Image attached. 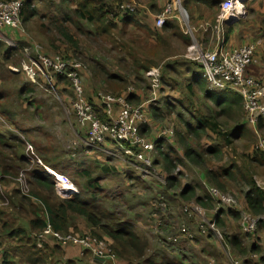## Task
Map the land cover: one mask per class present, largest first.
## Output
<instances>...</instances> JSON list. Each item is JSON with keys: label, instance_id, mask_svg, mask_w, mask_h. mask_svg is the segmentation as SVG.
Here are the masks:
<instances>
[{"label": "rangeland", "instance_id": "obj_1", "mask_svg": "<svg viewBox=\"0 0 264 264\" xmlns=\"http://www.w3.org/2000/svg\"><path fill=\"white\" fill-rule=\"evenodd\" d=\"M32 2L37 15L23 23L22 28H0L4 35L0 40L3 42L0 46V132L7 142L0 144V164L5 159L12 167L16 163H24L16 170L17 175L10 172L3 176L0 169V246H3L8 259H18L15 252L21 237L12 235L13 231L21 226L28 229L29 220L44 215L43 207L36 198L29 200L24 195H28L31 189L29 173L35 166L46 172L42 158L47 157L53 164L64 167L66 175L80 184L76 186L84 197H94L97 205L105 210V216L113 214L116 222H129L148 245L143 260H149L142 264L165 261L174 264H231L232 257L248 260L249 264H262L259 251L241 255L229 244L227 236H240L248 248L264 243V214L254 233L248 234L239 226L240 211L248 210L245 194L250 176L259 181L264 176V128L257 134L244 114L246 132L234 135L223 132L231 143L225 137L214 135L204 136L201 140L189 136L191 144L202 154V165L193 164L185 157L183 144L177 139L182 123L192 116L188 109L207 103L203 98V89L189 91L187 82L190 72L179 66H184L185 60L200 65V55L213 49L216 35L210 31L199 32L192 47V40L181 29L175 34L186 38L185 45L176 40L167 44L165 39L159 40V34L152 37L144 28L119 26L120 22L117 28L102 33L95 24L76 17L73 4L61 0ZM185 9L190 14V10ZM163 34L166 36V33ZM34 46H41L45 53L59 51L83 61V84L86 97L90 100L96 102L100 92L135 93L132 103H145L151 113L150 124L143 134L152 141L161 142L165 152L172 148L173 157L182 160L173 172L177 181L171 184L159 147L155 146L150 152L153 163L146 167L125 152L126 145L111 142L87 145L86 133L78 125L73 110L74 93L70 84L64 80L51 86L39 73L35 82L24 70V64L36 59ZM196 64L189 69L196 68ZM157 77L159 86L153 87ZM189 97L193 99L192 103L180 101ZM152 111L158 113L157 117ZM98 114L101 116V113ZM223 140L226 146L221 148V154L205 153L208 146ZM29 145L33 146V154L27 149ZM84 169L86 174L82 172ZM2 177L5 178L2 180ZM183 186L192 188L188 192L190 197L191 190L194 192L191 199L180 195ZM212 186L234 196L236 206H223L214 198L210 208L198 203L197 196L208 200L206 196L210 197L209 188ZM161 195L169 202L168 210L156 206V200ZM56 196L65 198L57 190ZM191 203L200 205L203 211L198 210L199 213L192 215L184 213L183 207ZM220 211L225 221L223 226L217 224L221 236L201 232L200 224L215 221ZM80 218L84 217H75L76 220ZM182 224L186 230H182ZM77 232L86 233L83 229ZM60 248L61 253H56L55 259L63 264L67 261L63 262L65 247ZM87 254L93 257L89 252L84 255ZM157 259L160 261L155 262ZM133 260L134 263L138 261Z\"/></svg>", "mask_w": 264, "mask_h": 264}, {"label": "built area", "instance_id": "obj_2", "mask_svg": "<svg viewBox=\"0 0 264 264\" xmlns=\"http://www.w3.org/2000/svg\"><path fill=\"white\" fill-rule=\"evenodd\" d=\"M243 1L222 0L219 5L220 15L215 22L202 21L193 24L190 14L183 7L181 0H171L156 15V26L162 28L169 20L178 22L183 33L192 40V47L196 44L194 42H196V35L199 32L210 31L216 35L217 44L215 47L200 55L202 75L212 88L216 90L229 89L240 94L243 99L246 121L255 127L260 119L264 120V82L247 73V68L258 61L255 47L252 44H242L232 49L225 46L226 26L229 25L227 22L234 17L238 19L244 13ZM24 3L25 0L0 1V28L11 26L20 29L23 27L22 8ZM138 7L135 0H123L120 4L121 9L130 12L137 11ZM3 37L4 35L0 32V40ZM32 49L36 53V59L23 65L28 77L36 82L39 73L51 83V86H55L52 83L56 82L58 76H63L68 80L74 93L72 106L75 117L78 125L86 133L85 142L87 145H101L107 141L126 145L128 147L125 149L126 153L133 155L144 166H152L150 152L154 150L156 144L142 132V128L148 126L151 121V115L145 103L134 105L127 98L129 94L109 92H100L96 102H92L85 94L83 84L85 64L83 61L59 51L51 54L45 53L41 46H34ZM25 51L28 52L29 48L26 47ZM159 82L158 77L154 79L153 87H158ZM97 106L102 108L104 119L97 113ZM27 149L33 154L32 145H29ZM39 162L42 163L41 160ZM43 165L47 174L54 181L56 190L62 196L70 198L79 194L78 188L68 175ZM20 180L23 182L22 178ZM209 195L223 206L233 208L237 204L234 196L215 186L209 188ZM156 206L168 210L169 203L165 196H159ZM198 210L203 211L202 207L195 203L186 204L182 209L187 215H192ZM240 213L239 226L241 229L248 234L256 232L263 217L255 215L249 210H241ZM181 228L186 230L184 224ZM200 230L206 234L220 235L214 220L201 223ZM34 237L41 247L47 242L60 247L78 246L81 248V252H89L95 258L112 261L117 259L113 243L107 237L93 235L90 232L56 230L49 221L43 230L34 234ZM167 239L175 240L176 238L167 237ZM4 261V248L0 246V264H4ZM230 262L231 264H245L244 260L236 257L230 258Z\"/></svg>", "mask_w": 264, "mask_h": 264}, {"label": "trees", "instance_id": "obj_3", "mask_svg": "<svg viewBox=\"0 0 264 264\" xmlns=\"http://www.w3.org/2000/svg\"><path fill=\"white\" fill-rule=\"evenodd\" d=\"M64 3L73 4L75 8L73 10L76 17L81 20H85L89 23H93L97 26V29H100L102 33H108L112 29L118 27V23L123 26L133 25L135 28H144L153 36L159 34V40H163L164 37L157 31H154L149 26L141 24L140 22L135 21L134 16L137 13L130 12L129 10L121 9L120 4L123 0H61ZM222 2V1H221ZM220 2V3H221ZM219 3V5H220ZM32 0H25L24 6L22 8V19L23 23L30 21L37 11L32 7ZM178 23V22H177ZM176 21L169 20L162 26V31L168 32L175 30L174 33H177L181 29L180 25ZM228 26V25H227ZM226 26V37L228 38V30L230 27ZM182 31V29H181ZM183 33V31H182ZM70 37L68 34H66ZM183 36V35H181ZM226 38V41H227ZM2 41V40H1ZM0 41V46L3 42ZM167 43V42H166ZM65 54V53H64ZM69 55V54H67ZM168 67V64H167ZM201 69V64L199 66ZM175 71V70H173ZM202 75V70H201ZM203 80L204 77L202 75ZM68 80L63 76H58L55 82ZM201 80L199 72L191 71L189 81L187 82V88L189 91H194V88L200 90L203 89V98L207 103L202 104L196 107H190L188 109L189 114L192 113L190 119H194V124L191 121H185L184 126L185 130L181 133H177V139L180 143L183 144L184 155L185 157L193 164L202 165L203 157L200 152H198L195 147L189 141V136L193 135L197 140H201L204 136L212 137H222L224 139L226 132L228 135H234L238 132H246V126L244 121V109H243V99L240 94L229 89L216 90L212 88L208 82ZM69 83V82H68ZM70 84V83H69ZM70 86V85H69ZM209 86L211 89L207 88ZM115 94V93H112ZM122 94V93H119ZM135 93L128 95V100L132 103ZM94 102V100H91ZM180 101H188L189 103L193 102L192 98L184 100L181 98ZM133 104V103H132ZM138 105V104H134ZM167 108L173 110L171 107ZM97 113H101V118H105L102 108L97 106ZM100 110V112H99ZM149 111V110H148ZM150 113V111H149ZM152 114L157 117L158 113L152 111ZM151 115V113H150ZM263 119L257 124L258 129H262ZM264 121V120H263ZM231 123V124H230ZM148 126L142 128V132H146ZM227 138V142L231 143L230 138ZM6 142V137L0 132V144ZM7 143V142H6ZM21 147L23 143L20 144ZM226 146L224 140L222 143L211 145L207 147L205 153L213 154L215 156L221 154V148ZM156 147L161 149L160 153L163 155L164 167L168 171L169 179L171 184H174L177 181L173 172L177 169L178 164L182 162L181 158L173 157V149L168 151L162 150L161 142L156 143ZM264 154V153H263ZM23 161L25 159L21 157ZM6 160V159H5ZM5 160L0 164V169L3 173V176H7L10 172L17 173V169L21 167L24 163H16L14 167L8 164ZM254 160L262 161L259 158H254ZM43 163L50 166L51 168L59 171L60 173L66 174L65 168L60 167L58 164L54 163L47 157L42 158ZM264 163V161H262ZM26 164V163H25ZM86 174L87 170L82 171ZM214 179L216 178L212 172H208ZM5 177H2V180ZM74 183V182H73ZM93 183V182H92ZM97 183V182H96ZM29 184L31 189L28 195H24L27 199L36 198L39 205L43 207V216L41 218L35 216V218L28 221V229L24 227H19L13 231L12 235L21 237L19 240L18 248H16L15 255L18 258L15 261H10L4 250V264H60L56 259V253H61L60 246L47 242L42 247L36 241L34 234L43 230L47 224V221L51 223L54 229L60 231H79L76 227V216L84 217L88 224L90 225L88 230L84 232H90L93 235L100 237H107L112 243L118 258H123L126 264H142L141 262H147L149 259L143 260L147 250V244L143 238L138 235L127 221H119L113 218V214L105 216V210L101 209L97 203L94 201V197L83 196V193L75 195L70 198H59L56 196V187L54 181L47 174V172L42 171L39 166H35L34 169L29 173ZM75 185L80 186L78 182L74 183ZM76 186V187H78ZM192 189L190 186L181 187L180 195L185 197L187 200L193 197L194 192L192 191V196L189 195V190ZM79 191V190H78ZM207 201H204L205 198L199 196L196 197V201L202 204L205 207H212L211 200L212 197H208ZM247 209L255 214L262 215L264 214V188L258 185L256 180L250 176L249 188L245 194ZM169 203V202H168ZM222 211L218 212L216 217V224L223 226L225 221L222 218ZM162 218L161 226H162ZM128 223V224H127ZM115 226V227H114ZM32 233V236L29 234ZM211 234V233H209ZM32 237V238H31ZM228 242L233 246L237 252L241 255L250 252H258L260 250L259 246L253 245L250 248H246L243 245L242 239L236 234L228 235ZM35 239V240H33ZM149 244V242H148ZM53 246V247H52ZM3 247V246H1ZM52 247V248H50ZM60 248V249H59ZM133 259L138 260L136 263ZM180 259V258H179ZM245 264H249L248 260H244ZM154 262H152L153 264ZM164 264H174L169 263L168 261L163 262ZM160 263V264H163ZM184 264L179 262V264ZM63 264H78L75 260H67ZM155 264V263H154Z\"/></svg>", "mask_w": 264, "mask_h": 264}, {"label": "crops", "instance_id": "obj_4", "mask_svg": "<svg viewBox=\"0 0 264 264\" xmlns=\"http://www.w3.org/2000/svg\"><path fill=\"white\" fill-rule=\"evenodd\" d=\"M139 7L137 13L134 16L135 21L140 22L141 24H145L149 26L154 31L163 34L162 29L156 26V14L159 13L165 4L170 0H135ZM222 0H181L183 7H187L190 10V17L192 18L193 23H200L201 21H210L215 22L216 19L220 15V6L219 3ZM244 13L235 21H233L228 26L230 29L228 32V38L225 43V46L229 49L240 46L242 44H252L255 47V54L258 58V61L254 64H251L247 68V73L254 76L256 79L264 82V0H244ZM177 23V22H176ZM178 24V23H177ZM227 26V28H228ZM164 39L169 44L175 43V40L182 45L186 44L184 36H177L175 33L168 31L164 32ZM205 33V32H203ZM227 35V34H226ZM185 38V39H184ZM225 38V40H226ZM217 44V43H216ZM215 44V45H216ZM215 45H213L215 47ZM213 47V48H214ZM173 55L177 56V53ZM196 64L194 61H184L182 65L179 67L186 70L187 72L196 71L199 72L201 76V80H203L201 75V69L199 68V64H196V68L189 69V67H193ZM177 67V66H176ZM205 81V80H203ZM206 82V81H205ZM194 119H190L187 121H191L194 124ZM260 121V120H259ZM258 121V122H259ZM264 125V121L261 120ZM257 134L262 129H258L257 125L254 127ZM185 129L184 123H182L179 131L183 132ZM150 140V139H149ZM152 141V140H151ZM156 142V141H153ZM110 141L105 142L104 144H108ZM114 144V142H111ZM157 143V142H156ZM126 160V159H125ZM256 179V178H255ZM259 186L264 188V176L261 181L256 180ZM247 205V204H246ZM76 227L78 229L88 230L89 224L85 218H80L76 220ZM264 241V236L262 237ZM243 242V245L246 246V242ZM261 246H259V254L261 256V263L264 264V243L259 242ZM252 247V246H251ZM65 255L63 257V262L65 260H75L78 264H125V260L122 258L116 259V261L112 260H101L98 258L89 257V255H82L81 248L78 246H68L64 248ZM155 262H159L160 260H154ZM260 263V262H258Z\"/></svg>", "mask_w": 264, "mask_h": 264}, {"label": "water", "instance_id": "obj_5", "mask_svg": "<svg viewBox=\"0 0 264 264\" xmlns=\"http://www.w3.org/2000/svg\"><path fill=\"white\" fill-rule=\"evenodd\" d=\"M235 20H237V18H235V17H234V18H231V19L228 20L227 23H228V24H231V23H232L233 21H235ZM98 259H100V258H98ZM101 260H106V259H101Z\"/></svg>", "mask_w": 264, "mask_h": 264}]
</instances>
